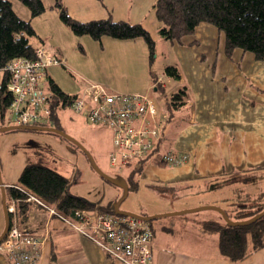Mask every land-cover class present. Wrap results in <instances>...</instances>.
I'll return each instance as SVG.
<instances>
[{"label": "crops", "instance_id": "0c3cea01", "mask_svg": "<svg viewBox=\"0 0 264 264\" xmlns=\"http://www.w3.org/2000/svg\"><path fill=\"white\" fill-rule=\"evenodd\" d=\"M137 39H119L116 45L123 51L116 53L114 59L128 65L141 63L131 52L135 46L129 45L130 42L135 44ZM158 41L169 45L172 54L171 60L159 68L161 73L166 65L174 64L180 78L169 77L171 79L161 82L156 89L150 76V71L157 75L152 68L155 60L149 63L148 58V79L131 91L152 98L161 115L169 113L166 97L186 88L185 103L169 113V119L164 122L158 150L186 153L187 160L179 166H167L152 157L138 166L139 172L133 176L135 189L142 179L150 190L167 199L163 206L140 213H170L150 220L152 263L264 264V246L236 261L221 254L219 233L203 228L207 220L225 222L217 210L173 213L199 205L220 206L230 214L239 208L253 211L264 206V60H257L252 53L239 49L227 56L224 34L206 22L199 23L181 43L162 37L157 38ZM87 81L91 80H82L80 85ZM149 89L159 91L162 107L149 95ZM0 180V188L17 184L6 171L2 172ZM192 193L196 203L171 204L170 199ZM254 199L259 200L252 203ZM5 220L0 190V234ZM22 220L43 238L40 259L34 264H122L107 257L93 242L68 229L41 208L30 206ZM0 264H10L2 252Z\"/></svg>", "mask_w": 264, "mask_h": 264}, {"label": "rangeland", "instance_id": "374dc122", "mask_svg": "<svg viewBox=\"0 0 264 264\" xmlns=\"http://www.w3.org/2000/svg\"><path fill=\"white\" fill-rule=\"evenodd\" d=\"M10 1L14 11L21 18L30 21L37 33V36H33L31 40H35L53 53L61 54L65 58V66L52 65L46 71L64 90L77 91L82 86L80 85L82 80H91L90 82L101 83L114 92L132 93L131 90L136 89V85H142L143 81L145 83L148 79L149 56L146 43L142 38H138L135 44L129 43L135 46L134 51L131 52H134L136 59H139L141 63L128 65L121 59H114L116 53L123 51L116 45L119 39L102 36L100 40H96L88 34H75L61 21L55 0H42L44 11L34 17H30L29 9L19 0ZM58 1L65 7L69 16L78 21L84 22L110 16L112 20L141 23L156 40L155 61L152 68L157 72V77L161 82L168 81L169 77L161 73L159 68L171 60L172 54L169 45L164 41L157 42L160 35L152 7L155 0ZM148 93L155 98L160 107L164 105L159 91L149 89ZM57 113L61 130L78 142L81 147L64 136L49 131L20 128L0 131V179H2V172L6 171L13 182H17L18 174L25 162L42 159L45 164L68 177L70 193L113 207L122 196L123 189L103 178L92 163L93 161L100 171L112 178L126 181L129 168L118 169L109 164V154L112 149L110 129L87 122L82 115L72 112L69 105L64 109H59ZM10 125L19 126L15 122ZM47 126L54 127L53 125ZM137 188L128 190L127 196L119 205L120 210L140 214L145 212L144 209L152 211L156 206H163L167 203V199L150 190L144 180H140ZM170 200L174 205H191L196 203V196L192 193ZM258 200L254 199L252 203ZM238 206L243 207L239 204ZM149 211H146L147 215H150ZM243 211L250 213V210Z\"/></svg>", "mask_w": 264, "mask_h": 264}, {"label": "trees", "instance_id": "16d2710c", "mask_svg": "<svg viewBox=\"0 0 264 264\" xmlns=\"http://www.w3.org/2000/svg\"><path fill=\"white\" fill-rule=\"evenodd\" d=\"M19 1L29 9L30 17L44 11L42 0ZM55 6L58 8L61 21L69 26L75 34H88L96 40H100L102 36L131 40L142 38L148 49L149 63L154 60L156 42L141 23L112 20L110 16L82 22L71 18L60 1L55 0ZM152 7L159 23L158 33L165 40L181 43L182 38L192 34L199 23L206 22L224 34V50L227 56H230L234 49H239L252 53L257 60H264V0H155ZM33 36H37V33L30 21L21 18L14 11L10 0H0V120H2L0 127L10 125L7 121L5 122V115L14 98L8 87L9 72L4 67L8 61L15 57L37 60L38 56L34 49L37 45L47 50L57 62L43 68L39 82V88L49 94L51 124L35 125H53L61 130L57 111L69 105L72 112L80 114L74 111L72 106L78 91L68 93L47 74L49 66H65L64 59L35 40V44H33L31 42ZM150 73L152 85L156 89L160 88L157 75L151 71ZM163 73L173 79L180 78L179 70L174 64L166 65L163 68ZM185 89V87L180 88L166 97V110L169 113L185 103L187 96ZM169 113L165 114V121L169 119ZM19 128L28 129L23 125L16 127V129ZM156 149H158V145ZM152 157H155V161L159 164L165 165L159 156ZM138 172L139 168L134 167L127 174V179L124 181L128 190L135 189L136 183L133 181V176ZM68 185V177L45 164L42 159L27 161L18 174L17 184L4 187L3 207L8 200H14L21 218L25 216L30 206L34 207L25 201V192L18 188L20 186L35 193L65 214H70L75 209L113 211L112 205H101L70 193ZM263 209L264 206L250 211V213H244V209L239 208L232 214L223 210L226 216L232 220L234 217L235 220H241V218H249ZM9 224L7 217V227ZM203 228L209 232L219 233L220 252L233 261L240 260L264 246V215L241 224L207 220L203 222Z\"/></svg>", "mask_w": 264, "mask_h": 264}, {"label": "built area", "instance_id": "2783aa9c", "mask_svg": "<svg viewBox=\"0 0 264 264\" xmlns=\"http://www.w3.org/2000/svg\"><path fill=\"white\" fill-rule=\"evenodd\" d=\"M34 49L37 60L15 57L4 67L9 72L8 87L14 96L5 115L9 124H51L49 94L39 88V82L43 68L57 60L43 47L35 45ZM158 82L161 83L159 77ZM72 106L87 122L110 129L109 164L114 168L131 170L156 155L167 166H179L187 160L186 153L156 149L163 137L165 114H158L154 100L146 94L114 92L101 83L87 81L78 90ZM18 188L25 192L26 202L93 242L113 261L153 264L150 249L153 229L148 220L99 209H75L65 214L35 193ZM4 209L10 224L0 239V252L10 264L35 263L41 256L43 238L25 224L14 200H8Z\"/></svg>", "mask_w": 264, "mask_h": 264}, {"label": "water", "instance_id": "95a60500", "mask_svg": "<svg viewBox=\"0 0 264 264\" xmlns=\"http://www.w3.org/2000/svg\"><path fill=\"white\" fill-rule=\"evenodd\" d=\"M16 127L17 126H13V125L1 126L0 127V131L11 130V129H14ZM26 128L34 129V130H41V131H52V132L58 133V134L64 136L65 138L69 139L70 141H72L73 143L78 145L79 147H81L80 144L78 142H76L72 137H70L64 131H62V130H60L58 128L48 127V126H26ZM92 163H93V166L95 167V169L100 173V175L103 178H105L106 180H108L112 184L120 186L123 189L122 196L113 205V212H115L117 214H121V215H130V216L139 217V218H142V219H145V220H148V221H150L152 219H155L157 217H160L163 214L164 215L170 214V213H163V214L142 215V214H135V213L129 212V211L120 210L119 205H120L121 201L127 196V193H128L127 184L125 183V181L116 180V179L112 178L111 176L107 175L106 173L100 171L98 169V167L94 164L93 161H92ZM0 185H1V180H0ZM1 187H2L1 188V191H2L1 192V197H2L3 204H4V199H5L4 188H3V186H1ZM208 208H212V209L217 210L222 215V217L225 219V221L230 223V224L247 223V222H250V221H252V220L264 215V209H263V210L259 211L258 213H256L255 215L247 218L246 220H243V221L232 220L231 218L226 216L225 211L221 207L214 206V205H202V206H198V207H195V208L185 209V210H181V211H177V212H173V213H182V212H186V211H196V210H202V209H208ZM5 217H6L5 227H4V230L2 231V233L0 234V239L4 235V233H5L6 229H7V216H6V214H5Z\"/></svg>", "mask_w": 264, "mask_h": 264}]
</instances>
